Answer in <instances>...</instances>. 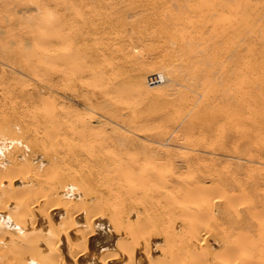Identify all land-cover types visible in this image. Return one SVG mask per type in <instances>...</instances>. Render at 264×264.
<instances>
[{
  "label": "rangeland",
  "instance_id": "374dc122",
  "mask_svg": "<svg viewBox=\"0 0 264 264\" xmlns=\"http://www.w3.org/2000/svg\"><path fill=\"white\" fill-rule=\"evenodd\" d=\"M167 78L180 87L166 86ZM5 122L8 137L35 129L96 154L91 164L85 156V164L69 156L61 164L51 146L48 154L40 146L26 157L38 181L53 184L70 166L104 183L87 186L86 203L103 219L89 237L93 252L131 242L136 230L140 259L133 252L129 264H244L248 256L261 264L264 0H0V128ZM52 160L58 175L46 173ZM35 179L36 197L44 192ZM104 180L120 189L107 190ZM74 190L67 185L83 200ZM8 195L4 208L22 197ZM206 207L231 213L213 216Z\"/></svg>",
  "mask_w": 264,
  "mask_h": 264
},
{
  "label": "bare ground",
  "instance_id": "6f19581e",
  "mask_svg": "<svg viewBox=\"0 0 264 264\" xmlns=\"http://www.w3.org/2000/svg\"><path fill=\"white\" fill-rule=\"evenodd\" d=\"M257 35H258V33H257ZM58 39L59 38H57V40ZM46 41H49V40H46ZM55 41H56V39L54 40V42ZM44 43L42 45H44ZM47 44L48 43H46L45 45H47ZM39 45H41V44L39 43ZM41 46H39V48ZM51 47H53V46H51ZM51 47L49 46L47 49L51 50ZM31 49H33V48H31ZM42 51L44 52V49ZM38 52H40V50ZM46 52H47L46 54H48V51H46ZM50 53H52V52L50 51ZM12 57L13 56H11V58ZM11 66H12V64H11ZM80 70H78V71L80 72ZM173 70H175V69H172L171 71H173ZM170 75H167V77H169ZM217 78H218V76H217ZM226 78H227V76H226ZM170 80L171 79H168V81L166 80L165 83L166 82L169 83ZM171 81H172V82H170L171 85L168 83H166L165 85L170 87L172 90H175V88H176L175 86L179 83H176L175 80H171ZM174 83H176V85ZM177 86L180 87L179 85H177ZM191 86H192V84H191ZM220 91H222V90H220ZM223 91H222V93H223ZM258 94H260V93L258 92ZM222 95L223 94H221L220 96H222ZM224 97H226V96H224ZM221 99H222V97H221ZM225 100H227V99H224V101ZM48 117L50 118V116H48ZM9 124L10 123L5 122L3 125L4 127L0 128V138H2V143H1L2 146H0V200H1V198H3L4 200L7 199V198H5V196L7 194H9L10 198H11L12 195L14 196V194L20 193L22 195V197L20 198V195H19V197L15 195L16 196V197L14 196L15 199H17V200L20 199V200L19 201L16 200V202H10V203L8 202L7 204H5L6 205L5 208L2 206L4 202H2V200H1L2 205H0V235L8 236V240L6 237H5L6 239H4V240H3L2 236H1L2 238H0V264H67L71 261H72V264H76V261H78L79 264H82V263H88V264H123V262L126 259L127 260L125 263L127 264L128 260L132 261V258L134 257V255L136 256L135 259L137 260V263H138L140 258H139V255H138L136 250L138 249V246H139L138 245L139 240L136 239V237L142 233L139 234V232H137L136 230H135V232L138 235H133L134 232L131 235L133 237L136 236L135 238L132 239L131 236H129L132 239V240L130 239L131 242L129 241L131 243V245H128L129 242L126 243L121 239V240H119V241L117 240L115 242V249L110 250L108 252L105 249H99L98 253H97L95 251L93 252L92 249L89 248V242L88 241H89L90 234H92L93 232H95L98 229L99 226H97V223L100 224V223H102V220H103V219H99V216H98L101 214L102 211H99L98 209H96L97 210L96 211L94 209L95 207L93 205L86 203V199L90 196L89 193H91V192H89V188L87 186H90L93 183L95 184V182H96V184L98 183L99 186L100 185L102 186V184H104L103 182L101 183L96 178L94 173H93L94 176L92 175V171H90L89 169H87V170L85 169L86 170V171L84 170L85 172L79 171V170L77 171V169H74V170L70 169V166H69V167H66L67 169L64 168V170H66V171L61 173L58 180L52 184V183H47L45 181L46 179L44 181L43 180L38 181L36 178V175H37V177H39V175H38L39 172H37V170L35 172V168L33 166H32V168H34L33 170L29 166L26 167V165H28V160L26 157H30V155H32L34 153V149L36 147H40V146L46 150L49 149L47 147L51 146L50 150H53V151L49 152L47 150V154L49 152L51 155H54V157H51V158H55V160H57V159L60 160L62 162L61 164H63V161H66V157H68V156H69L68 158H70L71 160H74V163H77V165H78V163L81 164L83 159L85 160V158H84V156H85L88 158L87 164H91L93 161H96L98 159L97 156H95L96 154L95 153L91 154L89 152H85L82 150H76V151L69 150V147H68L69 145L67 146V144L69 142L67 143L63 139L62 140L58 139L57 142H59L63 147L65 146V149L61 151L59 145L56 146V144H58V143L53 138L45 139L43 136H42L43 138H40V136H38V132H36L35 129L32 131L24 130L22 132V135L20 136V138L8 137V135L5 134V132H8L7 128L9 127ZM10 126H12V125H10ZM3 139H5V141L8 140L9 142H5ZM21 139H23L24 141ZM157 141H159V140H157ZM47 143H48V146H46ZM158 144H160V143H158ZM163 145H164V142H163ZM10 148H12V150H11L12 155L15 154V156H16V154L20 153L19 155H20L21 159L24 160V162H22V163L19 162L20 168L14 166V163L16 162L18 157L16 156V158L15 157L13 158L12 155H9ZM69 151H71V153H69ZM80 151L85 154V155L83 153L81 154V155H83V157L82 156L80 157V155L78 157L77 152H80ZM5 154H7V156H5ZM47 154L45 153V155H47ZM33 156H34V154H33ZM2 159H3V161H2ZM5 160L6 161L8 160L11 167L10 166H1V165H3V164H1V161H2V163H4ZM48 160H50V158ZM55 160H52L53 162L48 161L49 164L51 163L50 168L51 167L53 168L56 165H59V167H61L60 164H57L56 162H54ZM31 161H33V160L31 159ZM71 163H73V162H71ZM84 164H85V162H84ZM12 166H14V167H12ZM36 168H39V167H36ZM50 168L48 167L46 169V171H47L46 173L49 174L50 170H54L56 173V169H54V168L50 169ZM56 168H58V167H56ZM38 171H39V169H38ZM43 171H45V169ZM60 171L62 172V170H60ZM30 172H31V174H30ZM46 173H44L45 177H47ZM44 174H42V175H44ZM17 175L21 176V178H19V180H20V184L22 187L16 189V188H13V185L16 184L15 182L18 179ZM56 175H58V173H56ZM33 176H35V177H33ZM43 177H42V179H43ZM48 177L50 178V176H48ZM5 178H6L5 183H3L2 181H4ZM31 178H33V179H31ZM34 179H35V181L39 182V187L42 188L40 190V192H42V193L44 192V194L36 195L37 194L36 192L38 190L35 191L34 190L35 188L32 186V184H33L32 181H34ZM51 179H52V177H51ZM51 179H50V181H51ZM25 180L28 181V184H24ZM53 180H55V178H53ZM67 182H69V183H67ZM104 182L106 184V180H104ZM67 185H72V187H75V190L78 191V192L76 191L77 193H79V191H83L84 194H82L80 192V195L82 196L83 200L80 199V201H79L78 200L79 198L78 199L76 198V201H74V199L71 198L72 194H69L70 191H69V193H68V191H66ZM104 186L109 191H111L113 189V186L117 190L120 189V186H118L115 183L113 185L111 183H107ZM31 187H33L34 189ZM205 189L206 188H203L201 190L205 191ZM32 190L35 191L36 194H34V192H33V195H36V197L29 195V193L31 194ZM201 190H199V191H201ZM74 191H72V193ZM76 192H75V196L77 194ZM26 194H27V197H25ZM2 196H4V197H2ZM13 196H12V198H14ZM61 196H63V197H61ZM8 200H9V198H8ZM9 201H11V200H9ZM6 202H7V200L5 201V203ZM206 202H207V200H206ZM206 205L208 206L209 204L207 203ZM262 205H264V204H262ZM40 206H44L43 209H45L44 211H46V214H44L42 212V214H44L43 216H42V214H40L41 212L38 213V210H40ZM211 210H212L211 208L206 207L205 211H206V213L208 212L209 214H211L213 216H224V215H226L227 218H228V215L231 213V212L229 213L230 210H228L227 208H223L222 210H216L217 212L213 211V210L211 211ZM82 211H83V215H81ZM232 211H234V210H232ZM244 211H246V210H244ZM256 211L254 210L255 213H257ZM53 212H55L56 214L54 215ZM59 213H61V214H59ZM253 213L250 212V214H253ZM56 216H60L59 219H57L58 217L56 218ZM7 217H10V219L12 220L11 224L9 223L10 220H7V219H9ZM5 220H7L9 222L7 223V221H5ZM241 220H243V219H241ZM19 221L22 222V225L19 224L20 223ZM243 222H244V220H243ZM115 223H117V225H118V222H115ZM24 224H25V226H24ZM119 224H120V221H119ZM111 225H112V223H111ZM114 225H116V224H114ZM118 226L116 227L117 229L119 227H121L122 224H120L119 227ZM260 226H261V223H260ZM142 228H143V226H142ZM114 229H115V227H114ZM125 229H126V227H125ZM15 230H16V233H18L20 235V237L22 238V239H20L18 237V235L16 234V237L18 239H20L18 242H16L13 239V237L15 235L13 234L14 232L12 233V231H15ZM118 231H121V230L119 229ZM125 231L128 234L127 229ZM140 236H139V238H140ZM141 237L143 238V236H141ZM18 239H16V240H18ZM126 245L128 247H130V249H128V247ZM135 248H137V249H135ZM192 248H194V247H192ZM146 250H145V252H146ZM234 250L237 251L238 249H234ZM260 250L264 251L263 249H260ZM254 251H256V250H254ZM261 251H259L260 254H263L264 252H261ZM87 252H88V254H87ZM123 252H125V254ZM133 252L134 253L136 252V253L134 254ZM147 252L149 253V249L147 250ZM204 252L206 253V251H204ZM204 252L202 254H204ZM249 252H247V253H249ZM94 253H96V254L93 255ZM108 253H110V254H108ZM244 253H246V252H244ZM257 254H259V253H257ZM126 255H127V257H125ZM149 255L150 254H148L147 257ZM245 255L247 256V254H245ZM122 256H124V258ZM250 257L248 256L247 257L248 259L246 258L247 260L246 259L244 260V264H250V262H251V264L255 263V262H252V261H254L252 257H251L252 260L249 259ZM259 257L260 258L259 259L257 258V261L261 259L262 260V261L260 260L261 264H264V254L260 255ZM67 258H71V260L69 261V260H67ZM171 258H172V256H170V259ZM110 259H112L113 261H110ZM148 259H149V257H148ZM243 259L240 260V264H241V261ZM249 260H251V261L249 262ZM131 261H129V262H131ZM153 261L151 259H149L147 264H154ZM158 262H160V261H158ZM190 262L191 261L189 260V263ZM195 262H194V264L197 263V262L196 263ZM165 263H167V262H165ZM131 264H133V263H131ZM159 264H161V263H159Z\"/></svg>",
  "mask_w": 264,
  "mask_h": 264
},
{
  "label": "built area",
  "instance_id": "2783aa9c",
  "mask_svg": "<svg viewBox=\"0 0 264 264\" xmlns=\"http://www.w3.org/2000/svg\"><path fill=\"white\" fill-rule=\"evenodd\" d=\"M153 77H154V76H153ZM155 78H158V77L155 75L154 79H155ZM156 80H157V79H156Z\"/></svg>",
  "mask_w": 264,
  "mask_h": 264
}]
</instances>
